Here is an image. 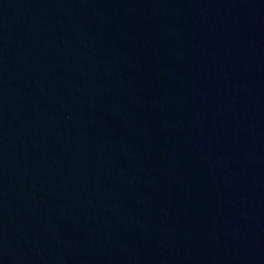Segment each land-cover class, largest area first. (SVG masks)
Segmentation results:
<instances>
[{"label":"water","instance_id":"95a60500","mask_svg":"<svg viewBox=\"0 0 264 264\" xmlns=\"http://www.w3.org/2000/svg\"><path fill=\"white\" fill-rule=\"evenodd\" d=\"M0 264H264V0H0Z\"/></svg>","mask_w":264,"mask_h":264}]
</instances>
